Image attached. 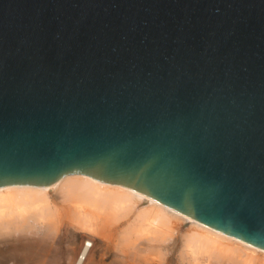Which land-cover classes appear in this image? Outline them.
<instances>
[{"label":"water","instance_id":"1","mask_svg":"<svg viewBox=\"0 0 264 264\" xmlns=\"http://www.w3.org/2000/svg\"><path fill=\"white\" fill-rule=\"evenodd\" d=\"M74 173L264 250V0H0V188Z\"/></svg>","mask_w":264,"mask_h":264},{"label":"bare ground","instance_id":"2","mask_svg":"<svg viewBox=\"0 0 264 264\" xmlns=\"http://www.w3.org/2000/svg\"><path fill=\"white\" fill-rule=\"evenodd\" d=\"M62 220L69 228L112 245L114 257L121 255V260L127 250L143 243L159 249L177 235L181 259L190 264H264L262 249L214 231L131 188L77 173L64 175L49 187L0 188V264H40L30 251L18 253L22 240L40 232L54 236ZM110 232H115L111 239ZM24 247L30 250L28 242ZM92 247L86 242L75 264H88ZM5 248L13 253L4 254Z\"/></svg>","mask_w":264,"mask_h":264},{"label":"rangeland","instance_id":"3","mask_svg":"<svg viewBox=\"0 0 264 264\" xmlns=\"http://www.w3.org/2000/svg\"><path fill=\"white\" fill-rule=\"evenodd\" d=\"M54 202L58 203V200ZM87 235L84 231L69 228L66 226L64 220H62L58 223V232L54 236L44 235L40 232L35 236L24 237L21 244L25 246V243L28 242L30 250L23 246L22 250L18 253L23 254L26 250L30 251L34 259H38L36 262L40 264H75L83 245L86 242H90L93 244V247L88 264H190L185 259H181L182 247L177 235L173 236V239H170L159 249L148 248L143 243L135 249L127 250L126 256L122 260L120 254H118L120 255V260H118V257H114L117 252L112 245L105 244L107 242H103L97 236ZM114 235L115 232L108 234L110 239ZM10 244H14L13 241L9 242L6 246L8 247ZM3 247L1 246V248ZM11 249L5 248L4 254L8 252L9 255L12 254L13 250Z\"/></svg>","mask_w":264,"mask_h":264}]
</instances>
